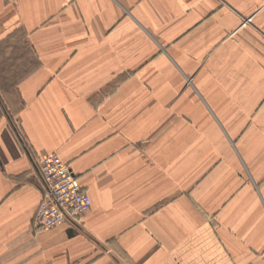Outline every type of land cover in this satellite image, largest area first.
I'll list each match as a JSON object with an SVG mask.
<instances>
[{
  "label": "crops",
  "instance_id": "obj_1",
  "mask_svg": "<svg viewBox=\"0 0 264 264\" xmlns=\"http://www.w3.org/2000/svg\"><path fill=\"white\" fill-rule=\"evenodd\" d=\"M0 264H264V0H0Z\"/></svg>",
  "mask_w": 264,
  "mask_h": 264
},
{
  "label": "built area",
  "instance_id": "obj_2",
  "mask_svg": "<svg viewBox=\"0 0 264 264\" xmlns=\"http://www.w3.org/2000/svg\"><path fill=\"white\" fill-rule=\"evenodd\" d=\"M245 22H250L249 18ZM44 197L34 214L36 228L48 229L63 222H74L90 208L91 199L75 173L60 156L47 153L34 161Z\"/></svg>",
  "mask_w": 264,
  "mask_h": 264
},
{
  "label": "rangeland",
  "instance_id": "obj_3",
  "mask_svg": "<svg viewBox=\"0 0 264 264\" xmlns=\"http://www.w3.org/2000/svg\"><path fill=\"white\" fill-rule=\"evenodd\" d=\"M2 92V91H1ZM11 121V120H10ZM11 124L13 125V123H12V121H11ZM13 129H14V131H16V128H15V126L13 125ZM17 132V131H16Z\"/></svg>",
  "mask_w": 264,
  "mask_h": 264
}]
</instances>
